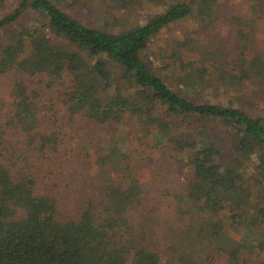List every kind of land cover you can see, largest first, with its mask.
<instances>
[{
    "label": "trees",
    "instance_id": "trees-1",
    "mask_svg": "<svg viewBox=\"0 0 264 264\" xmlns=\"http://www.w3.org/2000/svg\"><path fill=\"white\" fill-rule=\"evenodd\" d=\"M245 1L264 14V0ZM157 3L165 9L149 13ZM85 10L107 21L68 13ZM218 13V0H0V264H264V55L253 28L238 20L224 48L186 40L164 60L175 91L150 70L163 30L189 18L207 30ZM190 53L200 64L183 61ZM146 150L188 171L159 239L160 208L143 205L164 196L160 183L133 168Z\"/></svg>",
    "mask_w": 264,
    "mask_h": 264
},
{
    "label": "rangeland",
    "instance_id": "rangeland-1",
    "mask_svg": "<svg viewBox=\"0 0 264 264\" xmlns=\"http://www.w3.org/2000/svg\"><path fill=\"white\" fill-rule=\"evenodd\" d=\"M248 6L249 4L245 0H218V18L214 25H212V27L208 28L207 30H203L202 26L197 24L194 19L191 18L170 25L167 29L163 30L150 44V49L148 50L149 61L151 63L150 70L154 74L160 76L165 81L167 86L171 90L175 91L177 86L182 87V82L179 80L177 82L175 79H172L173 77L168 78V76H166V73L163 71V69L167 66L166 63H170V61L164 60L177 57L179 53L184 50L183 48L186 40H206V43L203 41L206 47H208V45L212 47L216 45L220 48L228 46L231 44V42L236 40L238 32V20L241 19L245 24L249 23V27L251 26V28L254 30L257 42L252 47L254 50L261 52L264 55V14L253 15L249 11ZM164 9V5L157 3L155 5H150L148 11L149 13H155ZM68 13L75 18L83 19L84 22L89 26H101L103 23H100L99 21H107L108 18L106 11H104V14H101L98 11L92 12L88 10L76 12L68 11ZM117 16L132 21L129 19L131 14H128L129 18L125 17L126 14H124V12L118 13ZM28 23L30 22L28 21ZM254 50H250L248 53V61H250L254 56ZM183 58L181 57L185 63L196 61L197 64H200L199 57L194 56L191 53L185 55ZM242 91L243 94L246 93L249 95L251 99H258L254 97L251 86H245ZM235 95L236 92L230 91L228 98L231 99ZM221 98L224 99L223 97ZM259 98L260 99L256 102H258L257 104L260 106V108H264V92ZM78 129L86 134L89 132V129L84 126H79ZM133 148L128 147L127 152H133ZM167 150L169 151V149ZM168 151H166L167 154ZM93 154L94 151L91 150L89 152L90 158L83 162L85 164V170L82 172V174H86L88 169L92 166V161L94 160L91 155L93 156ZM133 168L134 173L142 184L146 185L150 183H160V185L156 188L159 189V192L162 191L164 196H161V194L160 196L151 195L146 199L145 204L143 205L144 207L146 205H158L160 208V224L158 229L155 230L153 234L155 239H159L164 231H166V228L163 227V221L172 216L176 196L183 186V181L185 180L188 173L186 161L181 158H177L176 160L168 158V155L162 157L158 152L146 150L143 151L137 160L133 161ZM257 191H263L264 193V186L260 185L259 188H257ZM70 195L71 196L66 194L65 196L71 198H69L67 201L70 202V206L73 207L74 203L72 198H74V196L73 194ZM257 200L258 199L252 200L249 205L250 209L256 208L258 203ZM261 203L264 204L263 201ZM143 210L144 209H142L141 212H143Z\"/></svg>",
    "mask_w": 264,
    "mask_h": 264
}]
</instances>
